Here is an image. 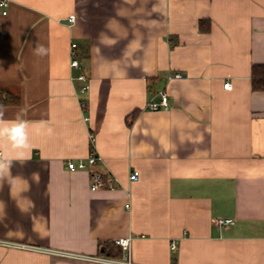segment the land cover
<instances>
[{
  "label": "crops",
  "instance_id": "crops-1",
  "mask_svg": "<svg viewBox=\"0 0 264 264\" xmlns=\"http://www.w3.org/2000/svg\"><path fill=\"white\" fill-rule=\"evenodd\" d=\"M7 1L0 264H105L55 252L128 236L139 264H264V0ZM93 146L113 188L68 167Z\"/></svg>",
  "mask_w": 264,
  "mask_h": 264
},
{
  "label": "built area",
  "instance_id": "built-area-1",
  "mask_svg": "<svg viewBox=\"0 0 264 264\" xmlns=\"http://www.w3.org/2000/svg\"><path fill=\"white\" fill-rule=\"evenodd\" d=\"M7 6H8V1L7 0H0V7L5 8L4 14L7 13ZM75 15H71L69 17V20L72 22H75ZM71 67L76 68L80 66V60L78 57V45L77 43H72L71 45ZM181 73H176L175 77H181ZM87 74L83 73L80 76V79L86 80ZM224 87L226 89H231L232 84L230 82H227L224 84ZM90 88L89 84H85L82 89L83 91H86ZM161 100L159 102H153L151 101L149 103V108L153 110H157L160 108H168L169 107V95L166 91H161ZM88 120V117H87ZM91 140L94 142L95 141V135L91 133ZM94 145V144H93ZM100 160L99 154L96 152L95 147L93 146L92 152L88 156L86 160H82L79 163H76L74 161H69L68 167L70 170L75 171L79 169H89L91 171V189L93 191L102 189V188H113L114 183L116 181V178L114 175L110 174L107 175L105 173H102L100 171H95L91 167L95 166L98 161ZM140 172L138 170H134L131 175L130 179L131 180H137L139 178ZM218 224L223 225L229 223L227 219H217ZM115 244L121 248V251L125 254L123 258L119 257H113V256H108L104 254H98V255H75L72 253H67L63 251H57L55 253L60 254V255H65L69 257H75L79 259H83L86 261H92V262H97V263H105V264H139L135 263L131 259V245H132V237H122L115 239ZM13 246L17 247H24V245L16 244V243H9ZM173 247H175V244L173 243Z\"/></svg>",
  "mask_w": 264,
  "mask_h": 264
},
{
  "label": "trees",
  "instance_id": "trees-1",
  "mask_svg": "<svg viewBox=\"0 0 264 264\" xmlns=\"http://www.w3.org/2000/svg\"><path fill=\"white\" fill-rule=\"evenodd\" d=\"M253 88L255 90L264 91V65L255 66L253 70ZM9 98V95H8ZM119 246H108L109 256L118 257L120 256L121 249ZM117 248V249H115ZM115 249V250H114Z\"/></svg>",
  "mask_w": 264,
  "mask_h": 264
},
{
  "label": "clouds",
  "instance_id": "clouds-1",
  "mask_svg": "<svg viewBox=\"0 0 264 264\" xmlns=\"http://www.w3.org/2000/svg\"><path fill=\"white\" fill-rule=\"evenodd\" d=\"M23 128H24V122L21 121L19 124L16 125V127L13 129V132L16 135H19L22 137V133H23Z\"/></svg>",
  "mask_w": 264,
  "mask_h": 264
},
{
  "label": "water",
  "instance_id": "water-1",
  "mask_svg": "<svg viewBox=\"0 0 264 264\" xmlns=\"http://www.w3.org/2000/svg\"><path fill=\"white\" fill-rule=\"evenodd\" d=\"M105 251V248L102 249V252Z\"/></svg>",
  "mask_w": 264,
  "mask_h": 264
}]
</instances>
